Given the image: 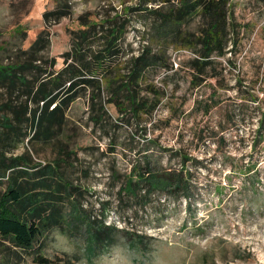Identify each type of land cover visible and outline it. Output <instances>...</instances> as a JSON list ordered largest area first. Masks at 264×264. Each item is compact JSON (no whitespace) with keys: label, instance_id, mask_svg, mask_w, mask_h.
Here are the masks:
<instances>
[{"label":"rangeland","instance_id":"374dc122","mask_svg":"<svg viewBox=\"0 0 264 264\" xmlns=\"http://www.w3.org/2000/svg\"><path fill=\"white\" fill-rule=\"evenodd\" d=\"M71 2L72 16L50 28V56L57 59V70L64 67L70 32L80 29V17H125L137 0ZM55 7L56 0H0V60L2 48L28 49L45 28L44 13ZM231 13L235 41L212 72L221 76L197 86L188 64L192 54L171 48L166 60L173 70L152 69L141 87L134 88L143 98L149 85L162 97L157 110L138 117L108 106L110 139L89 126L85 99L73 105L69 138L78 160L67 173L82 188L77 203L86 219L75 218L73 201L65 196L61 223L36 244L50 264H264V139L259 143L257 138L264 131V0H231ZM127 15L125 44L137 54L150 37L143 18ZM18 25L27 33L22 43L13 37ZM120 68L115 76L123 79L124 65ZM27 148L25 144L16 154ZM39 152L36 163L53 161L49 148ZM178 152L193 160L188 162L190 200L154 195L148 206L140 207L120 195L128 179L138 181L131 175L135 167L136 174L147 168L159 176L164 169H180ZM89 221L119 231L93 254L88 251ZM129 238L141 242L134 246ZM0 264L37 263L0 237Z\"/></svg>","mask_w":264,"mask_h":264},{"label":"trees","instance_id":"16d2710c","mask_svg":"<svg viewBox=\"0 0 264 264\" xmlns=\"http://www.w3.org/2000/svg\"><path fill=\"white\" fill-rule=\"evenodd\" d=\"M72 13L71 0H56V7L43 15L45 28L28 49H1L5 56L0 60V237L33 257L37 264H50L36 244L46 230L61 223L60 204L65 196L73 201L75 218L86 219L77 203L82 188L75 186L67 173L75 169L74 160H78L69 138L68 113L73 105L85 99L89 126L110 139L108 106L138 117L151 116L157 110L162 97L149 85L143 98L134 88L141 87L152 69L173 70L166 60L171 48L192 54L188 64L199 86L221 76L212 72L220 67V59L231 53L237 34L231 0H137L136 7L125 10V17L118 13L112 19L80 17V29L70 32L64 67L57 70V59L50 56V28ZM128 13L143 18L150 37L137 54L131 44H125ZM16 29L13 37H19L22 43L27 33L21 25ZM125 57L124 63L119 62ZM123 65L125 77L116 78ZM257 138L259 143L264 139L263 130L257 132ZM25 144L28 148L16 154ZM43 148L53 154V161L45 165L34 158ZM178 157L180 169H164L161 176L147 168L136 174L137 168H133L131 175L135 173L138 181L128 179L120 195L140 207L148 206L154 195L190 200L193 187L188 162L193 160L181 152ZM144 159L147 164L148 157ZM243 174L249 172L244 170ZM251 189L257 191L255 186ZM87 226L91 254L107 247L119 233L102 221H89ZM129 239L134 246L141 242Z\"/></svg>","mask_w":264,"mask_h":264}]
</instances>
